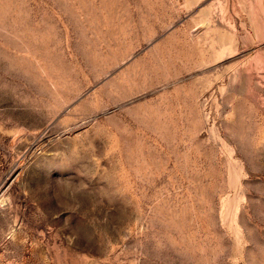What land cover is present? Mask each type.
<instances>
[{
    "label": "rangeland",
    "instance_id": "rangeland-1",
    "mask_svg": "<svg viewBox=\"0 0 264 264\" xmlns=\"http://www.w3.org/2000/svg\"><path fill=\"white\" fill-rule=\"evenodd\" d=\"M0 264H264V0H0Z\"/></svg>",
    "mask_w": 264,
    "mask_h": 264
}]
</instances>
